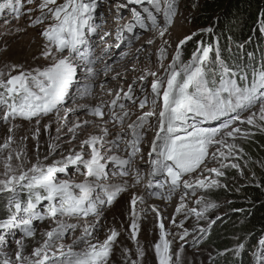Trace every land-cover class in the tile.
Returning <instances> with one entry per match:
<instances>
[{
    "label": "snow or ice",
    "instance_id": "snow-or-ice-1",
    "mask_svg": "<svg viewBox=\"0 0 264 264\" xmlns=\"http://www.w3.org/2000/svg\"><path fill=\"white\" fill-rule=\"evenodd\" d=\"M34 2L26 0L29 5ZM102 2L39 0L37 9L29 8L27 11L39 12L29 26L43 25L40 36L44 44L36 58L46 63L26 68L23 64L4 62L0 67V124L7 126V135L0 143V197L6 199L7 216L0 219V230L19 229L23 234L16 240L14 255L0 250V264H109L120 231L115 227L109 228L106 238L101 241L98 238L101 221L105 211L121 194L129 187L135 188L143 179L139 169L133 171L132 166L137 157L144 159L141 145L146 141L147 132L153 128L155 134L148 143L147 152V175L151 178L146 185L151 189L148 195L171 201L180 193L170 223L182 229L179 235L183 240L190 235L189 229L184 227L187 219L207 220L206 214L219 207L204 195L197 197V193L227 188L221 180L226 176L227 168L237 169L243 175L240 165L234 162L244 151L236 140L250 138L255 134L253 128L264 132V61L258 67L231 66L221 59L218 40L214 45L201 41L191 58L185 61L182 49L199 34L193 33L179 40L171 62L165 66L168 48L171 47L165 37L179 14L178 0H126V3L116 4L118 13L129 5H138L140 9H130L132 20L117 29L115 45L107 44L112 33L101 35L102 25L97 22L103 19L99 11ZM24 7L25 0H0V14L7 10L16 19L22 15ZM137 27L157 33L156 37L146 41L147 45L154 44L157 38L162 41L158 49L157 70L145 68L144 74L133 80L127 91L121 87L108 104L65 107L69 101L75 104L78 99L92 94L93 84L82 83V80L93 81L100 74L95 67L98 62L104 65L102 72L105 77L113 70L103 56L95 55L99 43L106 45L104 55L114 56L113 47L120 49L126 42L130 48L135 40L140 39L139 35H124L125 32L134 33ZM261 30L264 31V21ZM205 31L211 32L212 29L200 30ZM143 51L144 46L137 49L134 59L138 60L139 53ZM119 55L124 58L130 53L121 51ZM160 70H163V75L159 74ZM119 76L117 73L111 79ZM149 78L150 92L148 83L138 84V81H148ZM104 87L105 84L101 83L100 88ZM137 87L141 93L139 97L135 95ZM125 101L138 104L141 114L128 125V132H118L109 139L112 134L108 123L119 121L122 126L126 118L135 115ZM158 104L160 110L157 112ZM106 107L110 115L109 120L100 126L102 135H89L80 142L79 151L71 149L67 155L60 153L61 158L54 159L52 163H46L49 156L40 160L39 144L36 146L35 163H31L28 157L26 144L14 147L17 143L15 121L18 119H35L39 124L44 117L54 115L57 122H67L68 114L78 111L103 119ZM146 107L149 110L143 111ZM61 108H64L63 116ZM243 113L248 115L243 116ZM153 117L156 118L155 125L151 123ZM225 117L227 119L220 127L204 126ZM92 123L88 120L74 122L68 127L71 140L76 139L78 129ZM244 125L249 127H241ZM50 127V123L45 125L46 129ZM38 134L37 128L32 138L38 139ZM128 135L131 139H126ZM26 139L20 138L21 142ZM56 147L49 144V155L56 154ZM121 150L127 155H119ZM209 164L217 166L209 167ZM70 166L84 177L82 181L77 182L68 176L61 178L59 174H67ZM115 177H132L133 182L129 184L124 179L121 184L109 183ZM189 197H196L195 206H189ZM138 202L143 204L144 197L133 195L129 225L133 241L137 240L140 231L136 212ZM148 210L157 216L159 239L152 245L157 264H180L183 246L173 252V241L169 239L173 234L166 229L165 218L155 205L143 211L146 213ZM181 214L184 219L178 223L176 216ZM216 219L220 217L210 220L209 225L215 224ZM44 220H50L52 226L41 233L42 241L26 253L24 241L35 239L37 235L34 222ZM69 220L77 223H69ZM78 229L80 235L75 236ZM198 230L205 233L208 228L200 227ZM69 234L73 239L71 243H65ZM3 243L0 237V249ZM244 247L239 243L226 251L238 253ZM135 256L134 259L132 250L124 248V264H143L145 249L138 242ZM254 259L255 264H264V239L259 241Z\"/></svg>",
    "mask_w": 264,
    "mask_h": 264
},
{
    "label": "rangeland",
    "instance_id": "rangeland-1",
    "mask_svg": "<svg viewBox=\"0 0 264 264\" xmlns=\"http://www.w3.org/2000/svg\"><path fill=\"white\" fill-rule=\"evenodd\" d=\"M35 4L33 6L29 5L26 3L25 0V7L24 9H22V15L16 19L12 16V14L10 12H8L7 10H5L4 13L0 14V67L3 66L4 62H8V63H13V64H23L26 68H34V67H38V66H43L46 61H44L43 59H37L36 57L39 56L40 52L42 51V47L44 44L43 39L40 37L39 35V28L38 26L35 27H30V23L32 19H35V17L37 15H39L38 10L37 11H33L31 13H29L27 10L29 8L32 9H37V5L39 3V0H35ZM107 1V0H105ZM118 3H126V0H116ZM197 2L200 3L201 0H178L179 3V14L176 16L175 21L173 26L169 29V34H166L165 39H168L171 43V47L168 48V53H167V59L164 61L165 66H167L168 63L171 62L172 57L174 56L175 53V48L177 43L179 42L180 39H183L185 36L187 35H191L193 33H200L201 29H204L203 27H196L194 26L191 21L199 15L201 13L200 9L201 7H197L198 5H193V3ZM113 2V1H111ZM115 5V4H111V7ZM134 7L132 5H129L128 8L121 9L120 12H116L114 15H117L119 18L116 21H122V22H127L130 21L132 19V14L130 12V9ZM136 8V7H135ZM129 10V12L127 11ZM137 10H139L137 8ZM127 12V15L123 16V13ZM111 17V16H110ZM123 17V18H121ZM31 18V19H30ZM10 21V23H5V21ZM112 21V20H111ZM121 22V23H122ZM161 22H162V18H161ZM258 25L260 26L258 31H261L262 28V21H260L258 23ZM16 29H21V31L17 32ZM208 29V28H207ZM140 30V38L141 37H146L149 33H151L152 31H147L145 32L142 29ZM4 33H8V34H4ZM155 34V37L157 36V33L152 32ZM149 36V35H148ZM198 35H195L193 38H195ZM146 40L151 39V37H146ZM114 41H112L113 43ZM111 43V41H110ZM138 43V40H135L134 43L132 44V46H134V44ZM162 43V41L160 39H156L155 43L152 45H147L146 42H143L142 44H140L138 47H135L136 50L141 48V46H144V51L139 53V59L136 60L134 59V57L129 58L128 60H110L112 57H109L108 59H106L107 63L109 62V64L116 65L117 63H120L117 68L113 69L111 72H109L108 77H105L103 75V72L101 74H99L93 81H95L96 83L99 82V84H101L106 78H111L113 76H116L117 73H120L121 78H117L113 81H115V84H113L112 82H108L105 84V87L108 88L106 92V94H109V91H111L112 94V90H115V88H121L123 87V89L125 91H127L128 88V82H131L133 80H136L139 75L141 76L142 74H144V69L145 68H151L152 70H157L158 68V64H157V60H158V49L160 47V44ZM108 44V43H107ZM131 46V47H132ZM129 47H126L124 45V47H121L120 49H118L117 51H115L114 53L118 54L121 52V49H124L123 51L126 52V49H128ZM184 48L185 45L182 49L183 55H182V59L185 60L186 59V54L184 52ZM136 50L134 51V54H137ZM97 53V50H95V55ZM150 59H147L149 58ZM105 60V59H104ZM186 61V60H185ZM262 61H264V53H263V58ZM123 62V63H121ZM127 63V65H126ZM100 67H103V63H97L95 66L99 65ZM141 66L140 70H138L140 72V74L138 75V77L136 78H132L130 77L129 79L125 78V76H128L130 73H135L136 68L138 66ZM253 65L256 66V62L253 61H245V66L248 68H251ZM259 66V64H258ZM100 67H96L97 70ZM160 75H163V70H160ZM79 75V74H78ZM129 77V76H128ZM131 79V80H130ZM87 81V80H86ZM150 81L151 78H149L148 81H138L139 83H148L149 87H148V91L150 92ZM127 83V84H126ZM112 89V90H111ZM119 91V89H118ZM96 93V89L93 88V93ZM98 94V93H97ZM114 94L116 95L117 92ZM115 95L112 97V99L115 98ZM121 95H123V93H121ZM136 96H141L140 91L137 87V91L135 93ZM110 99V101L112 100ZM90 97L87 96L85 98L80 99V102H83V104H88L90 106L95 107L96 105L101 104V102L95 104H90L89 102ZM109 100L104 101L103 103L108 104L110 102ZM77 102V101H76ZM127 104V107H130V105H133L132 107H135L134 111H130L131 113H135V115H131V118L129 120V118H127L126 120L129 121L127 123L130 124V121H134L136 120V117L139 116L141 114V110L138 108V104H132L130 102H125ZM67 106V104L65 105ZM150 107V105H149ZM119 109V108H118ZM129 110H131V107L128 108ZM105 115L106 117L104 119H98L95 116L89 115L87 114L85 111H81L79 113V115H82L86 118H88L89 120H91L93 123L91 125L87 126V129L92 127L94 124H98V123H105V121H107L110 113L109 111H107V109H105ZM149 108L147 107L146 109H144L143 111H148ZM160 110V105L158 104L156 106V111L158 112ZM120 111V110H119ZM243 116L248 115V113H243ZM54 119H56V117L54 115H49L44 117L43 119L40 120V123L37 124L36 120L33 121H24L21 119H18L15 121V124L17 125L16 129H15V138L17 143L14 145V147H21L23 144H26L27 142H33L35 139H33V134L36 132V129L38 128L40 130V126H45L47 125V123L49 121H53ZM227 119V117L222 118L221 120H217V121H211L207 124H205L204 126L206 127H212V125H214V127H220V125L223 123V121ZM156 118L153 117L152 118V125H155ZM214 122L216 124H214ZM117 123V121L115 122ZM115 123H108L109 127L112 129V135H110V138H113V136L120 132V133H126L128 132V128L126 129H122L124 128V126L122 127H118L115 126ZM114 126V127H113ZM126 126V124H125ZM244 128H247L249 126L244 125L241 126ZM86 128V127H85ZM81 129H84V127H82ZM154 130V132H152ZM152 131L149 132L148 134V138H146V141L144 143L145 146H147L144 150V154L147 155V150L148 148V143L151 141V139L153 138L154 134H155V128H153ZM252 131L255 134H264V132H260L255 130L254 128L252 129ZM154 133V134H153ZM150 134L152 135V137L150 136ZM254 134V135H255ZM7 135V126L6 125H2L0 124V143L3 142V137ZM86 135V134H85ZM85 135H83L84 137H86ZM21 137H27V139L23 142H21L20 138ZM130 135H128L126 137V139H129ZM150 137V140H149ZM40 138V133L38 134V139ZM82 139H78L76 137L75 140H71L70 135L67 133L64 137H61L57 132L53 131L52 129L48 128H44V135H43V143L46 146L43 149L39 148V158L41 161L44 160L45 156H49V159L46 161V163H52V161L54 159H60L61 156L59 155L60 153L67 155L68 152L72 149L69 145V142H78L81 141ZM242 139H237L236 143L239 145V141H241ZM243 140H247V139H243ZM53 144L56 145L57 147L55 148V155H49L50 149H49V144ZM27 145V144H26ZM121 148H123V145L121 146ZM214 150V149H213ZM125 153L123 150H121L118 154L121 156H124ZM27 154L28 157L31 161V163H35L36 162V157H37V152H36V146L34 145H27ZM140 160L139 159H136ZM143 161H145V159H143ZM239 161H241V159H238V161L236 163H238L240 166L242 164L239 163ZM138 162V161H137ZM235 162V161H234ZM137 164V163H136ZM217 166L215 164H209V167H214ZM111 167V165L109 166ZM133 168V166H132ZM231 169V170H230ZM240 169L243 171V175L240 174V171L237 169H233V168H227L225 169V172L227 173H232L234 175V177H232L231 179L229 178H225L222 177L221 180L223 183L226 182L227 184V188H220V189H215V190H209L207 192H198L197 193V197L200 195H204L205 198L207 199V197H210L212 192H220L221 190H225L226 192H238V188L239 186H242L243 183H245L246 181L248 182V180L251 179V177H253V175L251 174L249 176V178L245 177V171L244 169H242L240 167ZM1 171V169H0ZM61 176V178H65L66 176L71 177L73 179H75L77 182H80L84 179V177L80 174H78L75 170L74 166H70L68 173L67 174H59ZM243 176L244 178L242 180H240V178L238 177ZM122 178V177H119ZM122 179H125L124 177ZM126 179H132V177H126ZM138 190L139 192L143 193V194H147V189L146 188H141L138 184ZM166 191V189H165ZM179 195L180 193H177L171 200V202L165 200V199H157L153 196H149V198L151 199V202H155V201H164L166 204L171 205V209L174 210L172 217L175 215V209L178 206L179 203ZM135 196H139L138 194H135ZM196 199V197H189L188 198V203L189 206H195L194 205V200ZM209 200V199H207ZM211 201V200H210ZM229 199L228 200H224L223 203H217L219 205L218 208L210 210L206 215L208 216L207 220H200L197 221L195 217H191L189 219H187L184 223V227L189 229L190 231V235H188L187 237H185L183 240L180 239V233L182 232V229L177 228V227H173L170 223L171 218L169 219V221L167 223H165L166 229L170 230L172 232V236L169 237V239H171L173 241V252H176L178 249H180L181 246H183V253L180 254V264H221L222 261H224L223 264L225 263L226 259H234L235 261H237V263L239 264L241 260V256L245 257V254L248 253V257L251 260L250 264H255V259H254V253L258 250V247H253V241L250 238V236H247L245 233L240 232L238 230H236L233 234H231V237L228 240V244L227 246L223 249L224 251H216L213 250L212 253H210L208 250L210 249V247L205 245H202L200 248L198 249H194L191 245V239H197L199 236H201V232L198 230L200 227H204V228H208L211 229L214 227V224L209 225V221L212 219H215L216 217H221V216H225L224 214V210H225V206H227L229 204ZM214 202V201H213ZM216 203V202H215ZM144 209V208H143ZM130 212H131V205H130V201L128 200V197L126 195V193H122L121 196L117 199V201L113 204L112 207H110L109 209H107L104 213V219L101 221V228L99 231V236L98 238L102 241L106 238V234L108 232V229L111 227H115L117 230L120 231V236L117 239V242L114 246L113 249V253L110 257L109 260V264H124V257H123V249L127 248L132 250V254H133V258L135 259V249H136V244L137 242L140 245H143L144 249H145V256L143 258V264H157V259L155 257V253L153 250L152 245L158 241L159 239V229L157 224L155 225H149L147 227L144 228L143 233L141 234L140 238L139 235L137 236V240L133 241L130 236L129 237H121V233H129L130 235ZM227 218L226 216L223 217L222 219H216V227L217 225L220 223L221 220ZM92 218H89V220H91ZM184 216L178 215L176 216V220L179 223V221L183 220ZM73 222V223H77V221L75 220H69L68 221ZM79 223H83V221H79ZM34 225L37 229V235L35 237V239H26L24 242L26 244V253H30L32 251V249L37 246L38 242L42 241L43 237L41 236V233L50 228L52 226V222L50 220H44V221H37L34 222ZM215 227V228H216ZM22 232L19 229H14L11 231H4V230H0V237L3 238V248L0 249L2 251L7 252L10 255H14L15 250L17 248L16 245V240L22 238ZM75 236H79L80 235V230L78 229L76 231V233L74 234ZM243 235V236H242ZM241 236V238H240ZM73 239V235L69 234L66 239H65V243H71ZM264 239V238H263ZM260 241V240H259ZM259 241L257 242V246L259 244ZM134 242V243H133ZM187 243V245H186ZM239 243H243L245 245L244 249L238 253H234L232 251H226L225 249H234L236 247L237 244ZM213 249V248H212ZM175 259V257H174Z\"/></svg>",
    "mask_w": 264,
    "mask_h": 264
},
{
    "label": "trees",
    "instance_id": "trees-1",
    "mask_svg": "<svg viewBox=\"0 0 264 264\" xmlns=\"http://www.w3.org/2000/svg\"><path fill=\"white\" fill-rule=\"evenodd\" d=\"M194 4L201 7V13L191 23L196 27L211 28L212 31L200 32L185 45L186 61L201 41L214 45L218 40L220 57L229 65L245 67L246 60H254L257 67L260 65L264 53V31H258V23L264 21V0H201L198 4L194 1ZM239 146L244 150L239 158L240 167L244 169L246 178L251 174L253 177L239 186L238 192L221 190L207 197L216 203L230 200L224 210L227 218L212 229L205 242L210 247V253L213 250L224 251L230 239L228 237L236 230L250 236L253 247H258L257 242L264 238V134L242 139ZM225 173V178L234 177L232 173ZM238 178L242 180L244 177ZM5 203L6 199L0 197V219L7 216ZM241 259L239 264H250L248 253ZM225 263L238 264L232 258L226 259Z\"/></svg>",
    "mask_w": 264,
    "mask_h": 264
},
{
    "label": "bare ground",
    "instance_id": "bare-ground-1",
    "mask_svg": "<svg viewBox=\"0 0 264 264\" xmlns=\"http://www.w3.org/2000/svg\"><path fill=\"white\" fill-rule=\"evenodd\" d=\"M109 19V21H111L112 20V18L111 17H109L108 18ZM114 20V19H113ZM112 20V21H113ZM101 25H102V27H105V23H101ZM106 32H110L111 33V30L108 28V27H105V28H103V29H101V35H103V33H106ZM206 32V31H205ZM139 32H137V34H138ZM208 33V32H207ZM136 34V35H137ZM149 35V36H148ZM146 37H151V38H153V37H155V34L154 33H149ZM146 37H141L139 40H138V43H136V44H134V46H132V47H130V48H128V49H126V52H129L130 53V55L129 56H127V57H124V58H121L120 56H118V54H116V55H114V56H111L112 58L110 59V60H128L129 58H131V57H135L137 54H134V51L136 50V48L135 47H138L140 44H142L143 42H146L147 40L145 39ZM113 38H109L108 40H112ZM108 44H109V42H107ZM114 43V42H113ZM112 43V41H111V43L110 44H113ZM105 43H103V42H100L99 43V46L98 47H96L95 48V50H97V53H96V56H103V58L106 60V59H108L109 57L107 56V55H104V52H103V50H104V48H105ZM121 47H124V45H122ZM130 60V59H129ZM109 63V62H108ZM121 63H123V62H121ZM120 63H117L116 65H113L112 66V69H115V68H117L118 66H120L119 65ZM126 65H127V63H126ZM95 67H100V64L99 65H97V66H95ZM104 67V66H103ZM103 67H100V68H98V71H99V73L101 74L102 73V69H103ZM140 68H141V66L139 65L137 68H136V71H135V73H130L128 76H125V78H127V79H129L130 77H132V78H136V77H138V75L140 74V72L138 71V70H140ZM140 76V75H139ZM118 78H121V77H118ZM131 80V79H130ZM108 82H112L113 84H115V81H113L111 78H106L102 83H104V84H106V83H108ZM82 83H91V84H93V88L94 89H96V93L94 92L93 93V88H92V94L89 96L90 97V100H89V102H90V104H97V103H99V102H104V101H107V100H109L110 101V99H112V97L115 95L114 94V92L116 93V92H118V89H120V88H115V90H112V94H110V95H108V94H106V92L105 91H107L108 90V88H106V87H104L103 89H101L100 88V84H99V82H95V81H86V80H82ZM129 83H132V81L131 82H128V84ZM127 84V83H126ZM98 93V94H97ZM116 96V95H115ZM80 99H78L77 100V102L75 103V104H73L71 101H69L68 103H67V106H65V107H73V108H76V107H78V106H80V105H88V104H83V102H80L79 101ZM125 102H127V101H125ZM110 103V102H109ZM133 105H130V107H131V110L130 111H134V110H137V109H135V107H132ZM130 107H128V108H130ZM105 109H107V111H109V109L106 107ZM116 111L117 112H119V109L117 108L116 109ZM138 111V110H137ZM81 111H78V112H76L75 114H68V118H67V122H65L64 120H60L59 122H57L56 121V119H54L53 121H49L47 124H51V127H50V129H52L53 131H55V132H57V128H59L60 129V131L59 132H57L61 137H64L67 133L70 135V137H71V133H69L68 132V127H71L72 126V124L74 123V122H77V121H84V120H88V121H91V120H89L88 118H86V117H84V116H82V115H79V113H80ZM104 112H105V110H104ZM106 113V112H105ZM60 114H61V116H63L64 115V108H61V112H60ZM106 117V115H104V117H103V119ZM98 118V117H97ZM131 118V117H130ZM130 118H129V120H130ZM98 119H100V118H98ZM127 119V118H126ZM124 120V122H123V125L122 126H124V128H122V129H126V128H128V125H126L125 126V124L127 123V120ZM109 120V117H108V119H107V121ZM133 121L131 120L130 121V123H132ZM155 123H156V121H155ZM102 125H104V122L103 123H98V124H94L92 127H90V128H88L87 129V126L88 125H85V126H83L84 127V129H78V135H77V138L78 139H82V140H84V139H86L89 135H102V132H101V127L100 126H102ZM115 126H118V127H122L121 126V124H120V122L119 121H117V123H115ZM86 127V128H85ZM107 127H108V129H109V132L110 133H112V129L109 127V124H107ZM114 127V126H113ZM40 128V130H39V133H40V138L39 139H35L33 142H27L26 144L27 145H29V146H31V145H34V146H37V144H39V148L40 149H43V148H45L46 146L44 145V143H43V135H44V128H45V126H40L39 127ZM149 132L150 131H148L147 132V136H148V134H149ZM152 132H154V130L152 131ZM86 134V135H85ZM154 134V133H153ZM83 135H85L86 137H84ZM146 136V138H148ZM150 136L152 137V135L150 134ZM109 138H110V136H109ZM129 139H131V136L129 137ZM81 140V141H82ZM149 140H150V137H149ZM81 141H78V142H69V145H70V147L72 148V149H76L77 151H79L80 150V148H79V146H80V142ZM141 147H142V149H143V152H144V150H146L145 148L147 147V146H145L144 144H142L141 145ZM149 148V147H148ZM149 150V149H148ZM147 150V151H148ZM85 151L87 152L88 151V149L87 148H85ZM124 154V156H126L127 155V153H123ZM143 155H144V159H145V161H143V160H137V161H135V163H134V165H136V166H133V171H135L136 169H139V172H140V174H141V176L143 177V179L141 180V182L139 183V186H141V185H147L148 184V178H149V176L147 175V173H148V166H147V163H146V160H147V155H145L144 153H143ZM136 159H139V157H137ZM137 163V164H136ZM1 171H2V169H1ZM123 178V177H122ZM122 178H119V177H115V178H112L110 181H109V183H111V184H121V183H123V181H124V179H122ZM126 179V178H125ZM128 180V182H129V184H131L132 182H133V180L132 179H127ZM138 186V185H137ZM135 187V188H132V187H129V189H128V191H126V192H124V193H126V195H127V197H128V200L130 201L131 200V198H132V196L133 195H135V194H138L139 196H137V197H144V203L143 204H141V203H137V205H136V212H137V215H138V217H139V219H138V223H139V225H140V231H139V237L138 238H140V236H141V234L143 233V230H144V228L145 227H147V226H149V225H155V224H157V216H156V213L155 212H152L151 210H148L146 213L143 211L144 209H149V206L150 205H155L158 209H159V211H160V213H161V215L165 218V223H167L168 221H169V219L172 217V214H173V212H174V210H172L171 209V205H169V204H166L164 201H155V202H151V199L149 198V196L147 195V194H143V193H141V192H139V190H138V187ZM148 191H149V189H148ZM148 193V192H147ZM144 208V209H143ZM131 219H132V217L130 216V222H131ZM70 223H73V222H70ZM129 237L130 235H129V233H121V237ZM134 243V242H133Z\"/></svg>",
    "mask_w": 264,
    "mask_h": 264
}]
</instances>
